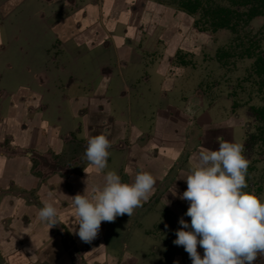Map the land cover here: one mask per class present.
I'll return each instance as SVG.
<instances>
[{"label":"crops","instance_id":"1","mask_svg":"<svg viewBox=\"0 0 264 264\" xmlns=\"http://www.w3.org/2000/svg\"><path fill=\"white\" fill-rule=\"evenodd\" d=\"M100 4L91 6L92 17L88 19L90 35L98 39L95 49L90 51L85 46L73 49L76 56L72 64L84 75L77 80L65 78L66 89L74 88L73 95L61 91L57 97L53 96L52 72L45 73L46 69H52L55 60L48 58L45 50L48 34L56 30L53 21L59 19L58 13L54 15L56 19L53 14L48 18L43 15L38 19L21 18L19 22L29 24L13 29L15 51L32 43V37L41 36L40 44L34 41L30 46L36 45L43 56L36 62L28 56L24 64L19 63L23 83L16 81L18 88L14 92L4 91L0 80V264H71L74 260L81 262V257L85 264L99 261L113 264L134 256L130 248L148 241L139 229L133 232L134 227L118 242L119 252L106 250L107 231L122 228V216L114 222L101 223L100 231L104 230L107 243L100 250L102 258L98 252L95 255L92 251L96 239L84 243L71 231L79 226L74 225L70 197L84 193L86 180L89 192L93 186L102 187L104 175L110 170L117 172L122 182L132 183L135 175L148 167L145 172L151 173L160 184L171 168L170 173H175L170 179L173 181L181 173L186 175L194 163L192 157L188 158L189 163L185 157L191 155L188 149L196 146V150L199 145L200 130L192 125L184 135L178 133L176 114L170 115L173 110L178 113L188 106V103L181 105L179 98L191 102V84L186 79L168 76L173 69L171 59L167 63L164 60L171 51L164 50L162 58L155 59L153 64L143 57L154 49L151 40L163 39L161 14L169 12L171 20L174 11L151 0H105ZM26 26L29 32L22 37L17 35ZM173 36L180 39L179 35ZM1 39L0 33V65L8 67L11 62L5 56L10 48L4 50ZM89 63L91 66L84 68ZM145 70L149 75L143 76ZM60 76L64 78L66 74L60 72ZM168 108L171 112L166 111ZM72 133L77 138L71 149ZM99 134L111 143L103 172H97L85 157L87 138ZM73 149H77V154L70 152ZM65 151L69 152L68 158L63 156ZM74 166L78 170L72 173L70 167ZM46 200L58 210L59 223L51 229L37 215ZM142 207L134 213H144ZM100 240L98 237V245ZM182 260L192 263L188 254Z\"/></svg>","mask_w":264,"mask_h":264},{"label":"rangeland","instance_id":"2","mask_svg":"<svg viewBox=\"0 0 264 264\" xmlns=\"http://www.w3.org/2000/svg\"><path fill=\"white\" fill-rule=\"evenodd\" d=\"M104 1L0 0L1 46L4 50L5 48H10L5 58L11 62L8 67L0 65V80L4 83L2 86L4 91L14 92V89L17 87L15 82L23 83V80L20 79L23 78V74L22 77L19 75V63L24 64L29 58L36 62L37 58L40 60L42 55L39 49L35 47L36 45L33 48L30 46L34 41L40 44L38 40L43 39L41 36L32 37L34 39L32 43L22 46L21 51H15L13 49V43L15 44V42L11 39L14 27L16 28L19 25L22 27L23 24H29V21L24 23L19 22L21 18V20H29L31 17L38 19L39 15L48 18L51 14L54 16L58 13L59 19L53 21V28L56 30H52L49 33L50 35L48 34L45 50L47 57L55 60L52 62V69H46L45 73L47 71L52 72L51 76L53 78L50 82H52L53 96L57 97L56 95H59L61 91L64 94L68 91L69 94L73 95L75 93L74 88L73 86H69V89H66L65 78H68V80L76 78L77 80V78L79 79L84 76L82 71H77L76 66L72 64L75 61L72 58L76 56L73 49L74 46H85L84 49L90 51L95 49L94 43L98 39L90 35L91 30H89L90 24L88 19L92 17L91 6H94V4L102 6L100 3ZM113 1L116 2L118 0ZM159 1L164 4L175 2V0ZM205 2L203 3V8H206L208 12H214L219 8L236 12V16L231 20L233 28L213 30L209 24L211 18L206 14V10H199L192 20L176 17V21H173L175 26L169 27L167 25V27H169L168 30L170 31H184V35H187L194 28L192 24L195 21L197 29L199 27L200 29L198 30L204 31V34H201L202 46L199 50L201 53L198 55V59H196L197 61H201L202 64L198 62L201 66L198 69L194 68L198 76L196 77V86L194 87L191 84L190 88L193 86L192 91L204 97V100H207V102L209 101L208 99L212 100L222 96L225 100L224 103L228 102V106L231 108L223 111L227 112V115L230 117L236 115L240 117V121H243L245 127L243 129L241 127L240 129V142L244 145V156L250 160V169L246 177L249 187L244 189V191H254L264 201V138L261 137L260 133L263 123L253 113V109H264L263 77L258 76L254 71L255 60L260 56L264 57V12L259 17L246 20L245 14L251 4L249 6H239L229 0H208ZM54 19H56L55 16ZM88 37L91 39H88ZM156 40V38L151 40L152 43L150 42V45L154 47L162 45L159 40V45H156ZM23 42L26 41L24 40ZM139 46L141 48L143 42ZM88 53L91 54L92 52ZM150 53L147 56L143 55V57L148 58L149 64H153L151 60L156 57V53ZM11 60L15 63L12 64ZM197 61L194 63H197ZM85 65L84 68L91 66L90 63ZM60 72H63V76L65 74L66 76L62 78ZM8 132L9 130H7ZM70 136L73 137L70 146H74L77 135L72 133ZM73 146L70 148L72 149ZM194 148L191 149L193 150ZM191 149H188V151L191 152ZM70 152L77 154V149H73ZM67 153L69 152L65 151L64 158H68ZM61 162L69 163V161L64 160ZM76 167H70L72 173L78 170ZM172 221V215L164 211L156 214L147 213V211L142 214L133 213L131 217L125 214L122 216L124 225H122V228H119L117 234L111 230L110 232L107 231V239L111 235V239H114V242L109 244L108 241L106 250L111 253L115 250L119 252L120 248L118 246L121 240L125 235H129L131 228L134 227L133 232L139 229L149 240L141 246L137 245L130 249L135 255L129 261H133L132 264H170L169 258L172 257L173 253L175 255L176 250H178L176 248L174 252L173 241L176 239V230H173ZM183 250L182 248L181 252ZM113 264H119V262L117 261Z\"/></svg>","mask_w":264,"mask_h":264},{"label":"clouds","instance_id":"3","mask_svg":"<svg viewBox=\"0 0 264 264\" xmlns=\"http://www.w3.org/2000/svg\"><path fill=\"white\" fill-rule=\"evenodd\" d=\"M217 141L218 150L201 147L193 154L190 171L177 178L187 183L182 195L174 184L170 190L173 197L189 202L185 215L190 217V224L180 218L181 227L173 243L184 248L192 264H253L258 256L264 257V201L254 191H244L249 187L246 177L250 165L243 154L244 145L223 137H217ZM110 147L103 134L87 138L85 157L97 172L107 168ZM85 183L83 194L70 197L74 225L79 226L71 231L82 242L91 243L102 222H114L125 214L131 217L135 209L149 201L157 180L141 170L134 182L126 183L110 170L104 175L102 187L93 186L89 192L87 180ZM37 215L49 229L59 223L58 210L48 200L43 201Z\"/></svg>","mask_w":264,"mask_h":264},{"label":"flooded vegetation","instance_id":"4","mask_svg":"<svg viewBox=\"0 0 264 264\" xmlns=\"http://www.w3.org/2000/svg\"><path fill=\"white\" fill-rule=\"evenodd\" d=\"M151 1L157 3L160 6H164L166 9L174 11V13L172 14L173 19L171 20H170L171 17L169 16L170 15L169 12L166 11V13L161 14L162 27L161 26L160 27H161V32H162L161 35L163 39L159 41L161 42L162 45L164 43V46L160 45L154 47L153 52L151 53H156V57L152 59L151 62H154L155 59L162 58L164 50L171 51V54L167 56L168 58L165 57L164 60V62L167 63L171 59L170 67H172L173 69L169 70L168 76L173 79H177L178 77L182 78L183 80L186 79L190 82V84H193L195 87L196 77L198 76L196 75L197 71L195 69H198L199 66H201L200 64H202L201 61H197L196 59H198V55H200L201 53L199 51L202 46L201 34H204V31L198 30L200 29L199 27L197 29V23H195V21L192 24L194 28L192 29V31H189L187 35H184L185 33L184 31H180L179 33L176 31H170L168 30L169 27L175 26V23L173 21L174 20L176 21V17L192 20L193 16L196 15L199 10H203V11L206 10V14L211 18L209 24L213 30L232 29L233 25L231 24V20L236 16L237 13L231 12V10L228 9H220V8L214 12L212 11L208 12L206 8L205 9L203 8L204 6L203 3L208 0H175V2L171 4H164L159 0H151ZM229 1L239 6L240 5L249 6V4H251L245 14L246 20H250L254 17H259L264 12V0H229ZM252 7H254L257 12L252 16H250L249 12L251 11ZM220 24H223L224 26H221ZM167 25L169 27H167ZM20 31L21 32L17 33V35L22 37L24 33L29 32V28L26 26L24 27V29ZM174 32L176 36L179 35L178 36L180 37L179 40L177 39V37L174 38L175 37L173 36ZM171 42H173V45ZM156 45H159L158 41H156ZM196 61L197 63H194ZM254 66H255V70H254L255 73L258 76L263 77L262 82L264 86V57L261 56L258 57L254 62ZM142 74L143 72L141 73V75ZM146 75H149V72L147 70L144 71L143 76ZM192 90H193V86L190 90L191 94H193L191 98V102L185 101L183 99L184 97H181V99L179 98L181 105L188 103V106H186V108H184L183 111L176 113L175 110H173L174 114L173 113L170 114L172 116H175L176 114V118L174 121L180 128V132L178 133L182 132L183 134L186 131V129L192 125H197V127L200 130L199 145L197 146L196 150L193 149L191 151L190 156L189 153L186 154L185 160H187V163H189L188 158L193 157V154L197 153L201 147L207 148L209 150H218L219 143L217 141V137H223L228 142L241 143L240 129L241 127L242 129L243 127H245L243 121H240V117L236 115L234 117H230L229 115H227V112L225 113L223 111L231 108H229L228 102L224 103L225 100L222 96L218 98H214L212 100L208 99L209 101L207 102V100H204L205 99L204 97H201L200 95L195 93V91ZM206 102L209 104H207ZM166 111L171 112L169 108L166 109ZM253 113L257 115L258 120L262 121L263 123L262 128L260 129V133L262 135L261 137L264 138V109H253ZM148 169H149L148 167H144L143 171H147ZM151 169H156V168L152 167ZM249 169L250 168H248V171ZM172 170L173 168L168 170V172H166L163 175V179L161 183L164 180L163 182L164 184L162 183V185H160L161 183L160 184L156 183L154 194L151 196L149 201L143 204L142 208H145L144 213H146L147 211V213L156 214L160 212L162 213L164 211L166 213L171 214L173 218L172 221L173 230L177 231L181 227V225L179 224V220L181 217H183V219L190 224V217H187L185 215L189 207V202L186 200L179 199L178 196L173 197L172 193L170 192L173 184L177 189L178 195H182V193L187 189L186 181L184 179H177L181 175H184L183 173L177 175L173 181H170V179L175 174L174 172L170 173V171ZM159 185L161 186V188L159 187ZM167 200L170 203L167 204ZM118 230L119 228L117 230L113 229L111 231H114L117 234ZM103 233L104 230H101L100 233L98 234L97 238L99 237V239H101L100 244L99 245L97 244V238H96L97 246L95 245L92 251L95 255L98 252V254H100L98 255V257L100 256V258H102L101 255H103V253H101L100 250L101 249L104 250L103 247L104 245H106L105 243H107V241L106 242L104 241L105 234ZM147 240H149V238ZM111 242H114V239H111V235H110L109 243ZM131 243L132 242H130V244ZM72 244H73V250L76 253H78V250L74 246L75 243L72 242ZM62 245L64 248V243H62ZM173 247H174V252L176 248L179 250V252L178 250H176L177 252L175 253V255L174 253L172 254V257L169 258L170 264H187L182 259L184 255H187L188 253L185 250L181 252L183 248L182 246H177L174 244ZM197 251L201 255V257H203V249L199 245L197 247ZM130 258L132 257L123 258L122 260L119 261V264H132L133 261H129ZM82 259L83 257H81V262L74 260V262L71 264H85V261ZM97 264H103V261H99L97 262ZM253 264H264V257L258 256L257 259L253 262Z\"/></svg>","mask_w":264,"mask_h":264},{"label":"trees","instance_id":"5","mask_svg":"<svg viewBox=\"0 0 264 264\" xmlns=\"http://www.w3.org/2000/svg\"><path fill=\"white\" fill-rule=\"evenodd\" d=\"M257 11L255 10L254 7H252L251 11L249 12L250 16H252L253 14H255ZM227 24V23H225ZM221 26H224L223 24H220Z\"/></svg>","mask_w":264,"mask_h":264}]
</instances>
